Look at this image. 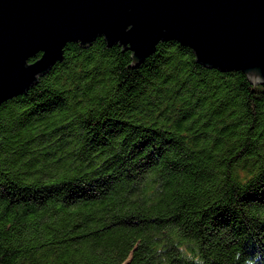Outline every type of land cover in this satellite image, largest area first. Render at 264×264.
<instances>
[{
	"label": "trees",
	"instance_id": "1",
	"mask_svg": "<svg viewBox=\"0 0 264 264\" xmlns=\"http://www.w3.org/2000/svg\"><path fill=\"white\" fill-rule=\"evenodd\" d=\"M63 55L0 105V264H264V84L175 39Z\"/></svg>",
	"mask_w": 264,
	"mask_h": 264
},
{
	"label": "water",
	"instance_id": "2",
	"mask_svg": "<svg viewBox=\"0 0 264 264\" xmlns=\"http://www.w3.org/2000/svg\"><path fill=\"white\" fill-rule=\"evenodd\" d=\"M98 36L132 51V66L175 39L204 66L264 84V0H0V105L61 61L68 42Z\"/></svg>",
	"mask_w": 264,
	"mask_h": 264
},
{
	"label": "clouds",
	"instance_id": "3",
	"mask_svg": "<svg viewBox=\"0 0 264 264\" xmlns=\"http://www.w3.org/2000/svg\"><path fill=\"white\" fill-rule=\"evenodd\" d=\"M246 264H256V261L254 259H248L246 260Z\"/></svg>",
	"mask_w": 264,
	"mask_h": 264
}]
</instances>
